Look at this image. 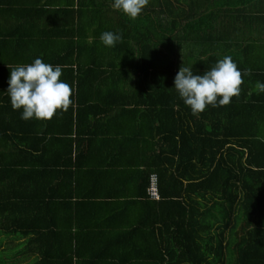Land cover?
I'll return each instance as SVG.
<instances>
[{"label":"trees","instance_id":"1","mask_svg":"<svg viewBox=\"0 0 264 264\" xmlns=\"http://www.w3.org/2000/svg\"><path fill=\"white\" fill-rule=\"evenodd\" d=\"M104 1L65 0L63 35L75 57L49 64L61 65L73 88L66 112L21 119L6 89L11 68L26 62L0 58V231L10 241L2 248L0 239V264H264V66H237L239 95L193 115L174 77L180 66L202 75L219 59L177 62L186 23L177 37L153 11L106 28ZM16 2L0 0V16ZM46 2L26 11L45 14ZM28 29L21 15L7 27L0 19V51L37 36ZM50 31L39 30L42 42L53 40ZM105 31L121 34L124 46H105ZM104 101L123 105L126 118L96 109ZM112 120L128 130L112 132ZM144 122L158 139L146 137ZM151 173L158 199L147 194Z\"/></svg>","mask_w":264,"mask_h":264},{"label":"crops","instance_id":"2","mask_svg":"<svg viewBox=\"0 0 264 264\" xmlns=\"http://www.w3.org/2000/svg\"><path fill=\"white\" fill-rule=\"evenodd\" d=\"M16 1L7 9H2V11L9 13L18 11L20 14L15 15L14 20H12L9 13L0 16L1 26H11L13 21L16 22V18L21 15L22 24L37 36L27 42L19 43V45L9 42L0 51L1 61L13 66L17 61L31 63L36 57H40L43 62L47 63L52 62L54 58L75 57V52H71V38L63 35L65 27L68 28L71 25V22L66 20L64 13L65 0L61 1L63 4H60L59 0H48L49 3L46 2L48 5L46 4L44 9L45 14L36 13L34 16L26 10H38L32 9L33 7L28 5L35 0H24L25 4L23 0ZM40 1L43 4L46 0ZM59 6L62 8H59ZM100 9L105 15V19L101 20L105 23L106 28L121 29L129 27L131 19L113 9L112 0H105L104 5H100ZM160 10H165L166 15L164 18L159 13ZM151 11L154 12L153 17H157L160 23L164 22L172 29L175 28L172 34L177 37L181 33L179 29L186 23L189 37L181 40V45L175 48V53L172 55L180 64L188 65L194 59H197V55H200L206 59L215 57L219 60L224 56H230L236 66L252 67L251 69L256 64L264 66V0H149L142 13ZM139 16L144 18L142 14ZM98 24L99 22L90 26V33L87 38L90 42L95 38L91 29L97 27ZM44 28L51 29L49 34L51 36L48 37L53 40L49 39L48 42H42L41 37H38L39 30ZM53 30L56 32L54 33ZM72 39L73 41L77 40L75 35ZM53 41L58 44V48ZM177 42L178 40H176ZM42 43L43 45H41ZM120 43L121 46H124L125 40H121ZM46 44H52L51 48H46ZM106 55L107 58L112 57V52H106ZM109 102L111 101H104L102 105H96V109L108 108L112 110L111 115L116 120L122 121L125 119L127 112L120 111V108H118L123 105ZM100 117L103 116H97L96 118L99 119ZM99 121H101L100 124L107 125L105 117ZM124 122L123 125V122L118 124V121L114 122L112 120L109 129L112 132L117 131V134L121 132L119 130H128L126 121ZM143 130H147L146 137H152L149 135L152 130L146 126L145 122L143 123ZM152 132L153 138L158 139L155 131ZM148 153L150 154V152ZM251 178L249 176L250 183L253 182ZM240 232L241 230L238 231V234H241ZM227 233L226 231L225 236Z\"/></svg>","mask_w":264,"mask_h":264},{"label":"clouds","instance_id":"3","mask_svg":"<svg viewBox=\"0 0 264 264\" xmlns=\"http://www.w3.org/2000/svg\"><path fill=\"white\" fill-rule=\"evenodd\" d=\"M148 3L149 0H112V8L135 19ZM121 39V34L111 31L100 35L107 47H114ZM61 75V65L45 63L40 57L11 68L6 94L11 107L20 110L21 119L49 120L58 110L66 112L70 106L75 107L73 88L60 79ZM173 83L180 99L197 115L207 106L230 103L232 97L239 95L242 80L235 62L224 56L202 75L194 74L191 66H180Z\"/></svg>","mask_w":264,"mask_h":264},{"label":"built area","instance_id":"4","mask_svg":"<svg viewBox=\"0 0 264 264\" xmlns=\"http://www.w3.org/2000/svg\"><path fill=\"white\" fill-rule=\"evenodd\" d=\"M147 194L152 199L159 198L158 180H157V176L155 173L150 174L149 185L147 187Z\"/></svg>","mask_w":264,"mask_h":264},{"label":"rangeland","instance_id":"5","mask_svg":"<svg viewBox=\"0 0 264 264\" xmlns=\"http://www.w3.org/2000/svg\"><path fill=\"white\" fill-rule=\"evenodd\" d=\"M0 239H1V244H2L1 247H2V248H3L4 246H6V243H8V242H9L8 245H10V241H8L9 238H6V236L3 235V232H2V231H0ZM11 245H12V244H11ZM28 261H29V258H26V259H24V260H17V261H12V260H10V261L8 262V264H27Z\"/></svg>","mask_w":264,"mask_h":264}]
</instances>
